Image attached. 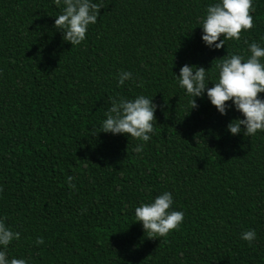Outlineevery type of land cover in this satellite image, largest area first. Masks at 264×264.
I'll return each mask as SVG.
<instances>
[{"label":"trees","instance_id":"16d2710c","mask_svg":"<svg viewBox=\"0 0 264 264\" xmlns=\"http://www.w3.org/2000/svg\"><path fill=\"white\" fill-rule=\"evenodd\" d=\"M93 2L100 16L72 46L55 27L63 3L0 0V219L20 233L8 259L264 264V131L231 134L244 118L233 102L222 115L205 90L191 109L177 78L204 67L211 88L221 59L264 47V0H253L254 27L220 49L200 23L219 0ZM121 71L133 79L120 85ZM140 95L157 105L149 141L100 132L113 99ZM164 192L184 219L149 238L135 208ZM250 229L251 245L241 238Z\"/></svg>","mask_w":264,"mask_h":264},{"label":"clouds","instance_id":"9594fccd","mask_svg":"<svg viewBox=\"0 0 264 264\" xmlns=\"http://www.w3.org/2000/svg\"><path fill=\"white\" fill-rule=\"evenodd\" d=\"M57 6L63 3L61 14L55 19V27L63 33V39L72 46L79 45L86 38L88 26L95 24L100 16L101 5L93 0H54ZM253 0H219L209 5L206 15L201 18L203 29L202 40L210 48L220 49L225 46V40L241 39V33L254 27ZM223 36V39L221 37ZM219 41V43H217ZM248 44V41L245 40ZM250 55L245 58L239 54H229L216 64L218 78L211 88L207 87L206 69L204 67L184 65L177 77L179 86L193 99L191 109L198 107L195 97H201L207 91L211 104L222 114H227L232 101L236 110L242 113L243 119H235L227 126L231 134L237 135L243 131L245 136L255 135L264 131V99L259 94L264 93V47L257 42L248 44ZM133 79L132 73L121 71L118 82L123 85L126 80ZM157 105L143 95L134 100L120 97L113 99L106 113L101 131L112 134H127L137 140L147 142L154 131L153 121H156ZM143 145H138L134 151L141 152ZM73 177H68L70 188H75ZM2 190V189H0ZM173 197L170 192L157 196L151 203H142L135 208L136 221L142 222L149 238L166 237L170 231L177 230L183 222L181 211L170 210ZM241 238L250 245L256 238L254 229L242 233ZM20 239V233L6 226L0 219V264H26L24 259H8V245ZM44 243L37 238L36 244Z\"/></svg>","mask_w":264,"mask_h":264}]
</instances>
